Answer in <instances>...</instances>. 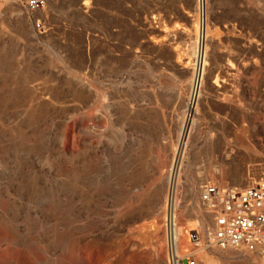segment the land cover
I'll use <instances>...</instances> for the list:
<instances>
[{"label":"rangeland","instance_id":"374dc122","mask_svg":"<svg viewBox=\"0 0 264 264\" xmlns=\"http://www.w3.org/2000/svg\"><path fill=\"white\" fill-rule=\"evenodd\" d=\"M25 2L0 0V264H166L171 185L178 223L204 227L203 182L257 175L264 0H205L206 62L188 111L197 0H47L33 13ZM135 73L172 151L158 194L106 178L111 94ZM200 261L253 264L232 251Z\"/></svg>","mask_w":264,"mask_h":264},{"label":"built area","instance_id":"2783aa9c","mask_svg":"<svg viewBox=\"0 0 264 264\" xmlns=\"http://www.w3.org/2000/svg\"><path fill=\"white\" fill-rule=\"evenodd\" d=\"M47 0H26L29 12L42 10ZM34 28L44 33L39 20ZM192 67L193 80L188 106L193 107L205 68L208 40V20L205 0H197L196 32ZM187 106V107H188ZM258 135L264 137V129ZM263 144V141L260 140ZM257 175L247 174L245 186L220 185L206 181L200 186L199 199L212 221L207 226L189 227L177 220L172 185L163 216V234L166 241V264H202L203 252L232 251L239 257L253 259V264H264V146L258 147V156L251 164ZM169 186L171 184L169 178ZM172 199V200H171ZM185 241L182 243L180 237Z\"/></svg>","mask_w":264,"mask_h":264},{"label":"crops","instance_id":"0c3cea01","mask_svg":"<svg viewBox=\"0 0 264 264\" xmlns=\"http://www.w3.org/2000/svg\"><path fill=\"white\" fill-rule=\"evenodd\" d=\"M130 69L123 70V74H127ZM141 81L136 73L127 75L125 86L118 87L115 84L112 91L114 108L110 114L112 127L106 178L116 188L121 185H154L158 194L165 184L161 169L167 166L172 151L169 147L163 149L161 140L164 130L148 116V100L144 96L145 85ZM98 169L101 175V168ZM162 250L165 253V243Z\"/></svg>","mask_w":264,"mask_h":264},{"label":"bare ground","instance_id":"6f19581e","mask_svg":"<svg viewBox=\"0 0 264 264\" xmlns=\"http://www.w3.org/2000/svg\"><path fill=\"white\" fill-rule=\"evenodd\" d=\"M189 108H190V107L188 106V107H187V111H188ZM177 163H178V162H177ZM173 168H176V169L178 170V169L180 168V164H176ZM177 172H178V171H177ZM175 173H176V172H175ZM173 175H174V174L172 173L171 176H170L172 179H173V177H174ZM171 178H170V182H171ZM203 181H204V180H203Z\"/></svg>","mask_w":264,"mask_h":264}]
</instances>
